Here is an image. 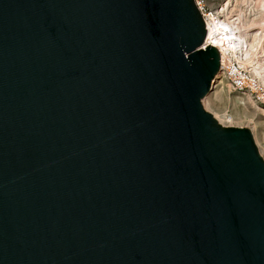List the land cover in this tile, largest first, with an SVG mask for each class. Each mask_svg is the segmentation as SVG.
I'll return each mask as SVG.
<instances>
[{
    "label": "water",
    "instance_id": "95a60500",
    "mask_svg": "<svg viewBox=\"0 0 264 264\" xmlns=\"http://www.w3.org/2000/svg\"><path fill=\"white\" fill-rule=\"evenodd\" d=\"M205 38L194 0H0V264H264Z\"/></svg>",
    "mask_w": 264,
    "mask_h": 264
},
{
    "label": "bare ground",
    "instance_id": "6f19581e",
    "mask_svg": "<svg viewBox=\"0 0 264 264\" xmlns=\"http://www.w3.org/2000/svg\"><path fill=\"white\" fill-rule=\"evenodd\" d=\"M194 3L205 22L203 48L214 47L220 60V69L212 80L211 89L201 101L203 109L220 125L232 126L231 117L227 121L230 125H226L210 107L214 86L225 76L229 84L241 82L247 85L248 91L242 89V99L250 107L254 106V112L264 113V105L256 102L258 99L264 103V0H222L219 3L194 0ZM240 118L250 120L251 115L244 113ZM250 132L257 144L253 130Z\"/></svg>",
    "mask_w": 264,
    "mask_h": 264
},
{
    "label": "rangeland",
    "instance_id": "374dc122",
    "mask_svg": "<svg viewBox=\"0 0 264 264\" xmlns=\"http://www.w3.org/2000/svg\"><path fill=\"white\" fill-rule=\"evenodd\" d=\"M209 1L212 3H219L222 0ZM207 10H209V8ZM240 83L241 82H237L236 84V82H233V84H229L228 80L224 76L222 80L214 86L215 88L211 93L212 102L210 107L213 112L220 116L223 121H225L226 125H230L227 121L228 118L231 117V127L247 128L249 130H253L257 140V144H255L261 156H264V113L259 112L258 110L254 112L252 109L254 106L250 107L246 101L242 99V94H244L242 89L248 91V87L247 85H242ZM254 97L258 98V95L254 94ZM256 102L264 105V103H262L260 100L258 101V99ZM244 113L251 115L250 120L240 118V116H242ZM262 158L264 159V157Z\"/></svg>",
    "mask_w": 264,
    "mask_h": 264
}]
</instances>
